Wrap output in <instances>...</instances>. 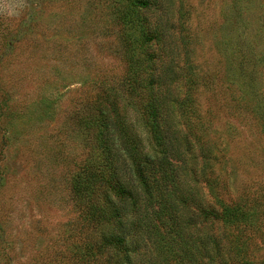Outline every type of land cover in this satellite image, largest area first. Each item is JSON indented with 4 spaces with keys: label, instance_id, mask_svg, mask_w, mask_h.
<instances>
[{
    "label": "rangeland",
    "instance_id": "rangeland-1",
    "mask_svg": "<svg viewBox=\"0 0 264 264\" xmlns=\"http://www.w3.org/2000/svg\"><path fill=\"white\" fill-rule=\"evenodd\" d=\"M182 3L199 79L192 118L217 186L224 197L264 190V0ZM105 9L0 0V264H73L68 247L88 233L68 187L87 146L79 120L101 86L127 94ZM258 237L264 255V224Z\"/></svg>",
    "mask_w": 264,
    "mask_h": 264
},
{
    "label": "trees",
    "instance_id": "trees-1",
    "mask_svg": "<svg viewBox=\"0 0 264 264\" xmlns=\"http://www.w3.org/2000/svg\"><path fill=\"white\" fill-rule=\"evenodd\" d=\"M100 3L127 94L101 86L79 120L87 146L68 187L88 233L68 247L72 263L264 264V190L224 197L192 118L199 79L182 0Z\"/></svg>",
    "mask_w": 264,
    "mask_h": 264
}]
</instances>
